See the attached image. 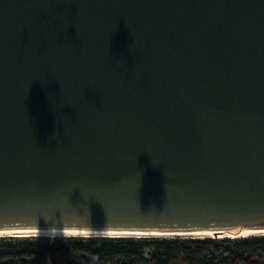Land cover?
Returning <instances> with one entry per match:
<instances>
[{
  "label": "water",
  "instance_id": "water-1",
  "mask_svg": "<svg viewBox=\"0 0 264 264\" xmlns=\"http://www.w3.org/2000/svg\"><path fill=\"white\" fill-rule=\"evenodd\" d=\"M264 229V0H0V231Z\"/></svg>",
  "mask_w": 264,
  "mask_h": 264
},
{
  "label": "trees",
  "instance_id": "trees-1",
  "mask_svg": "<svg viewBox=\"0 0 264 264\" xmlns=\"http://www.w3.org/2000/svg\"><path fill=\"white\" fill-rule=\"evenodd\" d=\"M0 264H264V237L0 240Z\"/></svg>",
  "mask_w": 264,
  "mask_h": 264
},
{
  "label": "bare ground",
  "instance_id": "bare-ground-1",
  "mask_svg": "<svg viewBox=\"0 0 264 264\" xmlns=\"http://www.w3.org/2000/svg\"><path fill=\"white\" fill-rule=\"evenodd\" d=\"M264 229L233 230L215 235L212 232H79L75 230L18 229L0 231V240H68V239H131V240H170V239H213L246 240L263 238Z\"/></svg>",
  "mask_w": 264,
  "mask_h": 264
}]
</instances>
